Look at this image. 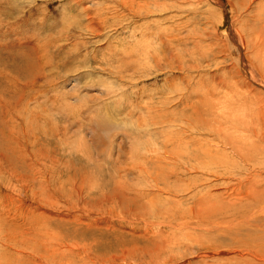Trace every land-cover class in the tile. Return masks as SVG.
<instances>
[{
	"label": "rangeland",
	"instance_id": "374dc122",
	"mask_svg": "<svg viewBox=\"0 0 264 264\" xmlns=\"http://www.w3.org/2000/svg\"><path fill=\"white\" fill-rule=\"evenodd\" d=\"M206 1L0 0V264H264V0Z\"/></svg>",
	"mask_w": 264,
	"mask_h": 264
},
{
	"label": "bare ground",
	"instance_id": "6f19581e",
	"mask_svg": "<svg viewBox=\"0 0 264 264\" xmlns=\"http://www.w3.org/2000/svg\"><path fill=\"white\" fill-rule=\"evenodd\" d=\"M205 2L207 3V6L209 5V3L205 0ZM228 3H229V1H228ZM239 6H241L240 4H238ZM228 7L231 9V11H233V9L236 11V12H240V11H242V9L241 10H239V8L237 7L236 9H235V6L234 5H230V4H228ZM243 7V6H242ZM255 8H257L256 10H255V12H256V14H257V19H260L263 23H264V1L261 3V4H259V5H257V6H255ZM213 9V8H212ZM102 10V9H101ZM214 11H215V14H218V15H220L219 14V11H217V10H215V9H213ZM239 10V11H238ZM230 11V10H229ZM228 11V12H229ZM97 12V11H96ZM230 14V13H229ZM69 16V15H68ZM95 17L97 18H99V19H102V20H99L100 21V23L103 21V16H102V14L101 13H96L95 14ZM68 18V17H67ZM76 19L78 20V17H76ZM75 19H73V21H74ZM68 21V20H67ZM73 21H71L70 23H69V25H67L68 27H67V30L69 31L70 30V26L72 25V22ZM66 22V21H65ZM249 22V21H248ZM103 23L104 22H102V25H103ZM249 24V23H248ZM81 25V24H80ZM73 26V25H72ZM65 32V31H64ZM244 43H245V47H246V52H245V56H246V58L251 62V65L253 66V68L255 69L256 68V70H257V75H259L260 74V71L261 72H263L264 73V70L262 71V69L264 68V66H263V62H262V58L260 59V58H258L257 57V61H260V63H261V67H263V68H261L259 65H256L255 64V66H254V64H253V62H252V60L250 59V58H248L247 57V52H248V49H250V45L248 44V43H246L245 41H244ZM228 46H230V45H228ZM260 47V46H259ZM258 47V48H259ZM233 52H236V50L234 51L233 49H232V47H229ZM137 49V48H136ZM260 49V48H259ZM258 52L260 53V51L258 50ZM258 53V54H259ZM259 56V55H258ZM260 56H262L261 55V53H260ZM237 63V65H238V67H239V62L237 61L236 62ZM261 75V74H260ZM244 84L245 83H247L245 80H243L242 81ZM246 85V84H245ZM247 85H248V83H247ZM248 88V87H247ZM248 91H249V88H248ZM251 92V91H250ZM258 95L256 94L255 96H252V99H256V97H257ZM263 97V96H262ZM259 98H261V97H259ZM263 99V98H262ZM264 101V100H263ZM170 137V136H169ZM181 139V138H180ZM181 141H182V139H181ZM133 153V152H132ZM217 153V152H216ZM209 156H210V158L212 157V158H214V160L215 161H217V162H219L222 166H224V164L225 165H230V163H232L233 164V162H234V159H233V157L232 156H230V155H226V154H220V155H218L217 157H215V155L216 154H214V152H212V153H210L209 152V154H208ZM132 157V156H131ZM233 161H232V160ZM261 183V184H260ZM257 184H259L258 186H257ZM256 184V186H254L255 188H258L259 187V189L260 190H263V194H262V196L261 197H258V199H257V201H256V208H258V209H260V208H262V209H264V205L263 204H260L261 202L262 203H264V184L262 183V182H259V183H257ZM262 188V189H261ZM257 190V189H256ZM262 192V191H261ZM260 194V193H259ZM256 200V199H255ZM255 202V201H254ZM253 202V203H254ZM254 205V204H253ZM264 212V211H263ZM263 215H264V213H262ZM262 214H258V215H262ZM257 215V214H256ZM257 215V216H258ZM254 216V215H253ZM256 217V216H255ZM264 217V216H263ZM259 218V217H258ZM260 220V219H259ZM261 221H262V219H261ZM259 234V233H258ZM260 235V234H259ZM216 247V246H215ZM247 247V246H246ZM245 247V245L243 246V245H240L239 247H237V250H239L238 252L240 253V254H243V252H245V253H247L248 255H250L251 257L252 256H257L258 254L256 253L255 254V252H253L251 249H248V247L246 248ZM213 248V250H215V249H220L219 247H216V248H214V247H212ZM232 248V247H231ZM208 249V248H207ZM206 250V249H205ZM210 250V249H209ZM227 250V249H226ZM240 250H241V252H240ZM229 251H231V250H229ZM216 252V251H215ZM196 253H198V252H193L191 255H189L188 257H191V256H194ZM245 253L243 254V255H245ZM211 254V253H210ZM239 255V254H238ZM260 255V254H259ZM258 255V256H259ZM242 257V256H241ZM259 257H261V256H259ZM232 258H235V257H231V259ZM262 258V257H261ZM259 259V258H258ZM234 260H236V261H239V260H237L236 258L234 259ZM198 262H204V260L202 259V260H200V261H198ZM197 262V263H198ZM251 264L250 263V261L248 260L247 261V259H246V261H245V264ZM237 264H238V262H237ZM239 264H242L241 263V261H240V263Z\"/></svg>",
	"mask_w": 264,
	"mask_h": 264
}]
</instances>
